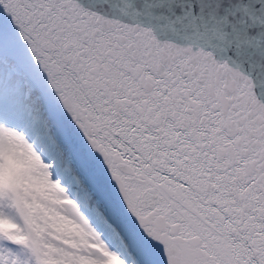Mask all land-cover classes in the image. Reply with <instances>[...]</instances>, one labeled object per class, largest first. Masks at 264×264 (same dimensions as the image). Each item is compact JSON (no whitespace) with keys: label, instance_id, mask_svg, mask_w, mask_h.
I'll use <instances>...</instances> for the list:
<instances>
[{"label":"snow or ice","instance_id":"obj_1","mask_svg":"<svg viewBox=\"0 0 264 264\" xmlns=\"http://www.w3.org/2000/svg\"><path fill=\"white\" fill-rule=\"evenodd\" d=\"M0 264H264V0H0Z\"/></svg>","mask_w":264,"mask_h":264}]
</instances>
